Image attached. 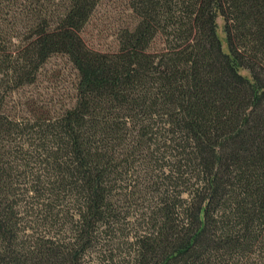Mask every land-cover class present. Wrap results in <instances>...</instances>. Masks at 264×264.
Masks as SVG:
<instances>
[{
    "label": "trees",
    "instance_id": "trees-1",
    "mask_svg": "<svg viewBox=\"0 0 264 264\" xmlns=\"http://www.w3.org/2000/svg\"><path fill=\"white\" fill-rule=\"evenodd\" d=\"M100 1L0 0V264H264V0H127L111 52ZM55 56L72 105L9 108Z\"/></svg>",
    "mask_w": 264,
    "mask_h": 264
},
{
    "label": "rangeland",
    "instance_id": "rangeland-1",
    "mask_svg": "<svg viewBox=\"0 0 264 264\" xmlns=\"http://www.w3.org/2000/svg\"><path fill=\"white\" fill-rule=\"evenodd\" d=\"M131 22L127 0H101L81 33V38L90 49L111 52L116 49L119 31ZM216 24L222 51L227 53L228 48L222 33L223 22L219 18ZM241 75L248 77L245 72H241ZM75 83L76 73L72 66L65 58L55 56L43 67L33 86L24 88L11 97L9 108L18 113L19 108L23 110L24 104H31L34 110L43 108V111H49L52 115L57 114L72 105ZM17 103L22 107H15Z\"/></svg>",
    "mask_w": 264,
    "mask_h": 264
}]
</instances>
